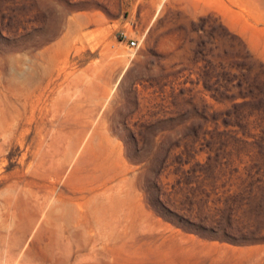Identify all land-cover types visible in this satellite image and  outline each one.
Returning a JSON list of instances; mask_svg holds the SVG:
<instances>
[{"label":"rangeland","instance_id":"374dc122","mask_svg":"<svg viewBox=\"0 0 264 264\" xmlns=\"http://www.w3.org/2000/svg\"><path fill=\"white\" fill-rule=\"evenodd\" d=\"M234 56L264 0H0V264H264V165L184 142Z\"/></svg>","mask_w":264,"mask_h":264},{"label":"trees","instance_id":"16d2710c","mask_svg":"<svg viewBox=\"0 0 264 264\" xmlns=\"http://www.w3.org/2000/svg\"><path fill=\"white\" fill-rule=\"evenodd\" d=\"M202 88L215 100L228 96L230 107L212 116L207 111L210 108L204 107L198 112L191 106L185 147L193 148L201 140L205 142L208 136V142L218 145L216 153L223 152L227 146L229 152H238L237 148H241L250 153L252 159L264 165V122L256 125L258 132L255 134L250 133L252 127L248 124L250 117L264 119V65L258 63L257 68L253 69L248 58L231 57L226 64H215L213 74L202 81ZM236 98L241 101L233 103ZM209 123L212 130L207 132L205 127ZM249 138L252 140L248 141Z\"/></svg>","mask_w":264,"mask_h":264},{"label":"built area","instance_id":"2783aa9c","mask_svg":"<svg viewBox=\"0 0 264 264\" xmlns=\"http://www.w3.org/2000/svg\"><path fill=\"white\" fill-rule=\"evenodd\" d=\"M130 45H133V43H130Z\"/></svg>","mask_w":264,"mask_h":264}]
</instances>
